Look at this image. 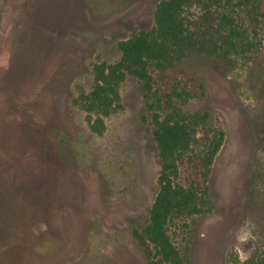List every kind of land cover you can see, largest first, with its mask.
<instances>
[{
    "label": "rangeland",
    "instance_id": "rangeland-1",
    "mask_svg": "<svg viewBox=\"0 0 264 264\" xmlns=\"http://www.w3.org/2000/svg\"><path fill=\"white\" fill-rule=\"evenodd\" d=\"M159 1L0 0V264H148L133 231L148 223L160 161L144 87L126 78L102 132L78 97L96 62L154 25ZM262 36L238 68L181 64L207 88L185 107L211 110L226 130L211 209L170 226L187 264H247L264 248Z\"/></svg>",
    "mask_w": 264,
    "mask_h": 264
},
{
    "label": "trees",
    "instance_id": "trees-1",
    "mask_svg": "<svg viewBox=\"0 0 264 264\" xmlns=\"http://www.w3.org/2000/svg\"><path fill=\"white\" fill-rule=\"evenodd\" d=\"M154 15L152 27L119 41L117 60L94 64L93 85L78 101L91 128L102 132L105 117L123 105L126 78L142 83L160 172L148 223L135 228L134 237L148 264H187L188 247L186 252L178 247L170 226L211 209L210 178L226 130L211 110L185 107L207 88L181 64L194 57L214 58L229 69L249 63L263 45V0H160ZM247 264H264V248Z\"/></svg>",
    "mask_w": 264,
    "mask_h": 264
}]
</instances>
